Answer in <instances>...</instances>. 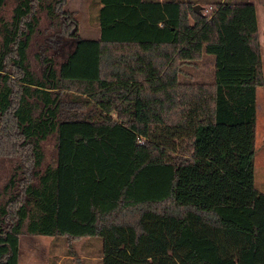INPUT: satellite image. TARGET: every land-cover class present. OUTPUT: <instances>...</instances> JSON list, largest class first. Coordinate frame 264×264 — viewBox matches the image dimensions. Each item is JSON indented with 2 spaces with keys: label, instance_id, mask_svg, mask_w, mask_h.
<instances>
[{
  "label": "trees",
  "instance_id": "16d2710c",
  "mask_svg": "<svg viewBox=\"0 0 264 264\" xmlns=\"http://www.w3.org/2000/svg\"><path fill=\"white\" fill-rule=\"evenodd\" d=\"M65 2L14 0L0 17V157L13 160L0 187V264H17L22 232L99 237L100 264H264V194L176 199L178 168L197 165L196 144L216 125H245L251 160L264 84L253 4L97 0L89 39ZM203 53L212 79L180 80Z\"/></svg>",
  "mask_w": 264,
  "mask_h": 264
},
{
  "label": "rangeland",
  "instance_id": "374dc122",
  "mask_svg": "<svg viewBox=\"0 0 264 264\" xmlns=\"http://www.w3.org/2000/svg\"><path fill=\"white\" fill-rule=\"evenodd\" d=\"M206 1L198 2L204 7L203 9H208L205 5ZM231 1L253 4L258 39L261 43L264 40V5L258 4L256 0ZM87 3V0H66L64 7L73 11V16L78 23V35L91 39L97 37L98 25L87 10V7L94 6L93 2H89V5ZM13 5L14 0H3L0 17L8 20ZM38 15L40 16L39 25L43 26L45 19L41 13ZM259 51L261 66H263L262 46ZM185 71L178 74V78L182 81H210L213 76L212 55L203 53L195 65H186ZM244 126L216 125L212 131V133L216 131L214 134L204 143L196 144L199 156L197 165L178 168L182 173V180L177 184V200L247 202L251 190L264 194V84L256 88L252 157L248 163L243 162L245 155L248 154L249 145V130ZM53 141V137H49L42 143L43 164L51 162ZM214 153L220 155V162H215L217 166L212 168L203 165L206 163L207 156H212ZM12 161V158L0 157V187L12 170ZM239 183L245 186L236 187L235 185ZM100 253L101 240L95 236L65 242L62 239L41 234L22 232L18 235L17 264H100Z\"/></svg>",
  "mask_w": 264,
  "mask_h": 264
},
{
  "label": "crops",
  "instance_id": "0c3cea01",
  "mask_svg": "<svg viewBox=\"0 0 264 264\" xmlns=\"http://www.w3.org/2000/svg\"><path fill=\"white\" fill-rule=\"evenodd\" d=\"M157 1H161V0H157ZM183 1H185V0H183ZM196 1H198V2H200V1H205V0H196ZM208 1V0H207ZM206 1V2H207ZM214 1H216V0H214ZM219 1H221V0H219ZM87 4L89 5V2H93L92 4L94 5V6H91L92 8H88L87 7V10H89V12L91 13V16L90 17H93V19L95 18V15H96V11H97V8L100 6V3H98L97 2V0H87ZM255 11V10H254ZM258 31V30H257ZM255 94H256V92H255ZM206 163H203V165H205V166H207V167H212V168H214V167H216L217 165L216 164H214L211 160H206L205 161ZM218 177L220 178V175H218Z\"/></svg>",
  "mask_w": 264,
  "mask_h": 264
},
{
  "label": "water",
  "instance_id": "95a60500",
  "mask_svg": "<svg viewBox=\"0 0 264 264\" xmlns=\"http://www.w3.org/2000/svg\"><path fill=\"white\" fill-rule=\"evenodd\" d=\"M193 9H195V11H198V4H194Z\"/></svg>",
  "mask_w": 264,
  "mask_h": 264
}]
</instances>
